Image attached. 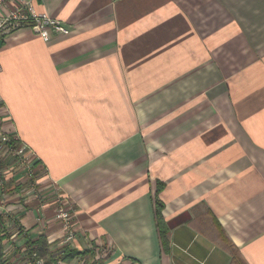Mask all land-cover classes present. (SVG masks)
I'll return each mask as SVG.
<instances>
[{
  "label": "crops",
  "instance_id": "0c3cea01",
  "mask_svg": "<svg viewBox=\"0 0 264 264\" xmlns=\"http://www.w3.org/2000/svg\"><path fill=\"white\" fill-rule=\"evenodd\" d=\"M36 8L71 33L0 44V127L37 154L12 177L0 162L4 259L44 264V237L50 264H264V0Z\"/></svg>",
  "mask_w": 264,
  "mask_h": 264
},
{
  "label": "built area",
  "instance_id": "2783aa9c",
  "mask_svg": "<svg viewBox=\"0 0 264 264\" xmlns=\"http://www.w3.org/2000/svg\"><path fill=\"white\" fill-rule=\"evenodd\" d=\"M29 27L38 33L45 41L50 40L51 33L54 35H67L71 33L68 25L66 26L59 19L51 16L48 12L38 11L36 0H0V44L4 37L22 28ZM0 60V75L3 71V65ZM1 90V84H0ZM3 96L0 91V107L3 105ZM35 154L28 146L20 141L17 134L9 133L0 127V162L4 163V169L7 170L15 163L19 166L31 168L36 160ZM0 181V187H2ZM54 205H56V218L63 222L68 236L66 241L75 238V219L74 207L68 201L62 192L55 191ZM42 264L41 260L37 261Z\"/></svg>",
  "mask_w": 264,
  "mask_h": 264
},
{
  "label": "trees",
  "instance_id": "16d2710c",
  "mask_svg": "<svg viewBox=\"0 0 264 264\" xmlns=\"http://www.w3.org/2000/svg\"><path fill=\"white\" fill-rule=\"evenodd\" d=\"M2 163V162H1ZM3 164V163H2ZM157 201V222H158V228L160 231V234L162 236V239L167 242V234H168V229L162 214V208H163V203L160 200H156ZM5 221L3 220V217L0 216V264H12L6 261V259H4L5 257V252H4V246L2 245L5 238H6V230H5ZM39 248L37 249V255L38 257H43L45 259V263L44 264H50L52 263V253L49 250V244H47V241L45 240V238H41L40 239V243H39ZM79 254H81L80 251H76V250H70V249H66L64 252V256H62L63 260H70L76 256H78Z\"/></svg>",
  "mask_w": 264,
  "mask_h": 264
},
{
  "label": "rangeland",
  "instance_id": "374dc122",
  "mask_svg": "<svg viewBox=\"0 0 264 264\" xmlns=\"http://www.w3.org/2000/svg\"><path fill=\"white\" fill-rule=\"evenodd\" d=\"M4 167V166H3ZM3 167H1L3 169V175L5 176H9L12 177V175L14 176V173L20 169H23V167H19L18 163L13 164L12 166H9L10 168H8L7 170H5ZM16 167V168H15ZM24 171V170H23ZM20 172V171H19Z\"/></svg>",
  "mask_w": 264,
  "mask_h": 264
}]
</instances>
